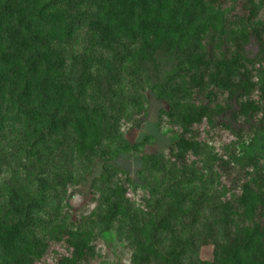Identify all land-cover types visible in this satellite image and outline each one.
<instances>
[{
  "label": "rangeland",
  "instance_id": "obj_1",
  "mask_svg": "<svg viewBox=\"0 0 264 264\" xmlns=\"http://www.w3.org/2000/svg\"><path fill=\"white\" fill-rule=\"evenodd\" d=\"M97 1L71 0L72 10L59 4L63 28L59 42L49 43L63 65V83L78 81L81 61L89 66L98 91L87 87L78 103L100 109L96 117L73 118L81 128L74 123L40 142L46 148L41 160L23 162L19 151L29 147L34 126L0 99V211L11 189L24 205L35 197L39 172L47 180L35 218L42 227L33 242L0 255V264H167L169 247L177 245L187 250L182 264L189 263V251L210 263L217 245L246 235L252 218L243 209L264 201V122L239 107L244 98L213 89L210 64L197 70L190 62L228 58L237 38L264 20V0H219L220 7L203 0H149L146 8L134 9L114 58L91 47L76 20L103 17ZM248 11L251 18L242 21ZM263 47L250 36L245 55ZM199 71L205 84L190 91L188 78ZM250 71L253 81L264 79V67ZM250 100L256 102L257 94ZM73 104L58 100V115L69 114ZM198 104L208 105V116L186 135L194 150L178 158L170 148L181 136L180 118ZM115 201L118 216L105 230L98 219ZM75 247H85L82 256Z\"/></svg>",
  "mask_w": 264,
  "mask_h": 264
},
{
  "label": "trees",
  "instance_id": "obj_2",
  "mask_svg": "<svg viewBox=\"0 0 264 264\" xmlns=\"http://www.w3.org/2000/svg\"><path fill=\"white\" fill-rule=\"evenodd\" d=\"M148 1L100 0L95 3L103 4L101 6L105 9L103 17L95 15L94 19L92 14L89 17L84 16L85 18L78 17L76 20L79 26L85 27L88 31L92 39L91 47H97L106 54L112 53L115 43L120 42V37H126L134 9L146 8ZM203 1L212 7L221 5L219 0ZM61 3H64L68 10H72L71 0H0V99L2 103L11 106V111H20L27 122L34 126L27 141L29 147L19 151L23 162L41 160L43 157L41 150L44 149L45 154L46 148L40 147V142H48L53 135L66 131L74 123L81 128V123L74 121L73 118L78 120L83 115L84 118L94 119L101 111L94 106H83L78 103L79 98L87 96L89 92L87 87H91L93 93L98 91H94L96 78L88 77L89 66L85 62L81 61L82 74L74 85L65 84L60 80L63 65L49 43L53 40L59 42L64 18L57 10ZM251 16L252 12L248 11L246 17H241V20L249 21ZM140 26L143 29L146 27L142 23ZM250 36L259 44L264 43V20L237 38L228 58L206 62L203 56H197L190 63L197 70L210 64L212 69L209 83L213 89L226 92L228 96L237 94L241 100L244 98L239 107L250 115L260 114V121L264 122V79L261 82L253 81L250 71L255 67H264V47L258 54L247 57L244 45ZM141 44L143 47L151 48L144 41ZM115 52L112 54L113 58L117 54ZM203 79L202 71L198 74L192 73L187 81L190 91L202 88L205 84ZM210 93L208 94H213ZM253 93L257 94L256 102L250 100ZM58 100L74 102L69 114L58 115L61 112L56 105ZM15 104L17 106H14ZM22 105L25 107L21 108ZM208 111V105L198 104L193 113L181 116V136L170 148V151L178 150V158H183L185 152L194 150L191 140L186 135L191 132L193 125L208 116ZM167 116L170 117V113H167ZM42 175L44 173L39 172V177L35 181L37 185L35 197L24 205L20 203L18 193L12 189L8 192L4 208L0 211L2 219L0 255H11L28 242H33L35 232L42 227L35 220L42 210L43 194L47 184ZM238 201L243 207L246 195H241ZM258 202L257 208L243 209L244 216L252 218L251 225L246 226L245 236L228 238L224 243L217 245L216 249L219 252L210 263L199 261L193 252L189 251L191 257L188 258L190 259L188 264H264V201L258 199ZM119 207L120 203L117 201L109 203L107 212L98 219L99 225L105 230L109 229L118 216ZM84 248H74L77 256L80 253L82 256ZM186 256L187 250L184 246H170L164 262L182 264V259Z\"/></svg>",
  "mask_w": 264,
  "mask_h": 264
}]
</instances>
